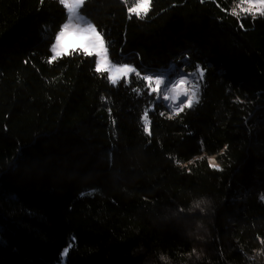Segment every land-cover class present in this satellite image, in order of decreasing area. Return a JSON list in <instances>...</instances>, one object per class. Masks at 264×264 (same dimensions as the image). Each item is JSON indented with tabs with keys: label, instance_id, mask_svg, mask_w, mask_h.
<instances>
[{
	"label": "trees",
	"instance_id": "trees-1",
	"mask_svg": "<svg viewBox=\"0 0 264 264\" xmlns=\"http://www.w3.org/2000/svg\"><path fill=\"white\" fill-rule=\"evenodd\" d=\"M238 4L152 0L128 19L86 0L113 61L206 70L199 103L171 119L157 103L149 136L139 78L112 86L82 54L47 63L58 0H0V264L65 248L66 264H264V17Z\"/></svg>",
	"mask_w": 264,
	"mask_h": 264
},
{
	"label": "snow or ice",
	"instance_id": "snow-or-ice-1",
	"mask_svg": "<svg viewBox=\"0 0 264 264\" xmlns=\"http://www.w3.org/2000/svg\"><path fill=\"white\" fill-rule=\"evenodd\" d=\"M121 2L126 7L128 19H132L133 16L137 19H143L148 15L152 6V0H135L130 7L127 6L128 0H121ZM58 3L66 10V22H62L50 39V55L47 63L52 64L65 56L82 54L91 60L94 72L104 77L112 86L127 88L133 83V77L139 78L138 86L132 87L131 91L137 95L146 94L149 97H153L155 94L154 98L148 101L149 106L143 110L138 121L142 122V129L147 135H152L149 113L154 110L157 103L164 102V107L171 112L169 119L172 116L180 115L186 108L191 109L194 104L199 103V90L206 71L200 65L196 66L195 72L188 73L184 72L183 68L174 69L173 65L166 66L165 69H145L142 65L137 68L131 60L123 58L113 61L109 52L110 44L105 40L102 32L97 29V26L82 11L86 5V0H58ZM241 13L244 14L245 18L249 15L253 19L257 16L264 17V0H239V4L236 8L231 9L230 14L239 20ZM243 26L241 23L240 27L243 28ZM69 36L74 37L79 42L78 47L69 49L66 43ZM139 81H143L142 86H139ZM159 114L165 115L163 111ZM113 122L115 123V121ZM209 165L212 168L218 169L219 167L212 159L209 160ZM199 206L198 203L196 207ZM260 242L264 244V239H261ZM68 251L69 248H65L62 256H66Z\"/></svg>",
	"mask_w": 264,
	"mask_h": 264
},
{
	"label": "rangeland",
	"instance_id": "rangeland-1",
	"mask_svg": "<svg viewBox=\"0 0 264 264\" xmlns=\"http://www.w3.org/2000/svg\"><path fill=\"white\" fill-rule=\"evenodd\" d=\"M86 17H87V16H86ZM87 18H88V17H87ZM88 19H89V18H88ZM66 43H67L69 49H71V48H76V47L79 46V42H78L74 37H72V36H69V37L67 38ZM211 159L214 161V157H211ZM65 257H66V256H63L62 260L59 261V262H57L56 264H66V262H65Z\"/></svg>",
	"mask_w": 264,
	"mask_h": 264
}]
</instances>
